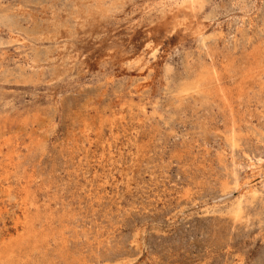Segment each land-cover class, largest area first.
<instances>
[{
    "label": "rangeland",
    "instance_id": "obj_1",
    "mask_svg": "<svg viewBox=\"0 0 264 264\" xmlns=\"http://www.w3.org/2000/svg\"><path fill=\"white\" fill-rule=\"evenodd\" d=\"M80 2L0 0V264H264V0Z\"/></svg>",
    "mask_w": 264,
    "mask_h": 264
},
{
    "label": "bare ground",
    "instance_id": "obj_2",
    "mask_svg": "<svg viewBox=\"0 0 264 264\" xmlns=\"http://www.w3.org/2000/svg\"><path fill=\"white\" fill-rule=\"evenodd\" d=\"M113 1V0H112ZM116 1V0H115ZM183 1V0H182ZM192 3L194 0H191ZM111 2V1H110ZM118 2V1H117ZM116 2V3H117ZM196 2V1H195ZM194 2V3H195ZM168 3V2H167ZM190 2V4H192ZM164 4V3H163ZM162 4V5H163ZM158 5V4H157ZM156 5V6H157ZM161 5V4H160ZM159 5V6H160ZM114 7V6H113ZM77 14H78V18H83L84 21H95L98 20L99 18L105 16V14L107 15V13L112 9V6H108V0H82V2H80L77 5ZM155 8V7H154ZM163 8H161L162 10ZM154 10V9H153ZM159 9H157L158 11ZM160 11V10H159ZM164 12V9H163ZM161 13V11H160ZM83 21V22H84ZM83 24V23H82ZM67 32V30H66ZM64 34V31L63 33ZM61 34V35H62ZM66 36V34L64 35ZM63 37V36H62ZM114 61V60H113ZM26 200V199H25ZM31 218V217H30ZM28 220V219H27ZM25 221V220H24ZM27 222V221H26ZM29 221L27 223H25L26 225H28ZM32 224V222H31ZM30 224V225H31ZM32 228V227H31ZM32 232V231H31Z\"/></svg>",
    "mask_w": 264,
    "mask_h": 264
}]
</instances>
